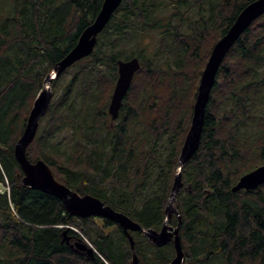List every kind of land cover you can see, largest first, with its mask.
Returning a JSON list of instances; mask_svg holds the SVG:
<instances>
[{
  "label": "trees",
  "instance_id": "16d2710c",
  "mask_svg": "<svg viewBox=\"0 0 264 264\" xmlns=\"http://www.w3.org/2000/svg\"><path fill=\"white\" fill-rule=\"evenodd\" d=\"M253 1L122 0L92 53L70 67L74 72L61 87L58 78L52 80L58 95L26 149L27 159L42 160L56 181L78 195L93 196L142 228L159 231L201 72L214 44ZM102 2L0 0V184L8 191L0 193V264L131 262L118 225L72 216L55 197L23 186L13 153L46 76L76 45ZM136 29L160 33L154 56L131 50ZM131 58L140 68L111 121L107 109L117 62ZM65 131L69 139L62 147L55 139ZM261 165L264 14L225 55L198 150L181 171L173 203L178 215L168 225L181 220L183 264H264V184L230 190ZM67 227L88 239L93 257L61 242ZM130 235L137 264H167L175 255L172 243L157 248L140 232ZM67 236L70 245L82 241L71 229Z\"/></svg>",
  "mask_w": 264,
  "mask_h": 264
},
{
  "label": "water",
  "instance_id": "95a60500",
  "mask_svg": "<svg viewBox=\"0 0 264 264\" xmlns=\"http://www.w3.org/2000/svg\"><path fill=\"white\" fill-rule=\"evenodd\" d=\"M122 0H103L101 8L94 21L81 33L76 45L62 58L53 68L49 75L46 76L43 87L33 101L29 111L24 130L14 146V158L19 165L23 174L21 183L23 186L58 199L64 206L65 210L72 216L79 218H88L95 216L109 220L118 225L126 235L132 251L130 264H137V257L134 253V241L130 232H140L155 247L160 248L172 243L175 255L167 264H183L184 254L182 251L179 227L181 220L175 227L168 225L173 214L177 211L173 205L176 194L182 187L181 171L184 165L197 152L205 110L209 101L211 91L214 87L216 75L219 67L230 48L239 39L241 34L261 15L264 14V0H255L248 4L236 17L233 24L227 32L214 44L211 49L208 60L201 72L195 102L192 109V117L189 129L183 140L178 163L174 172L173 181L164 209V221L161 229H144L127 216L104 205L99 199L90 195H78L65 185L59 183L53 177V174L42 160L30 162L26 157V149L35 138L39 120L46 114L51 99V82L60 77V75L71 67L75 62L88 57L95 47L96 37L109 22L114 11L120 6ZM140 64L137 58H131L126 61L117 62V80L108 105V115L111 121H114L121 106V103L130 87L134 74L139 70ZM264 184V165L258 166L252 171L239 177L238 181L231 187V192L240 190H252ZM67 229L61 233V242L75 247L77 250L85 253L87 257H93V249L83 240L77 241L73 245L68 242Z\"/></svg>",
  "mask_w": 264,
  "mask_h": 264
},
{
  "label": "rangeland",
  "instance_id": "374dc122",
  "mask_svg": "<svg viewBox=\"0 0 264 264\" xmlns=\"http://www.w3.org/2000/svg\"><path fill=\"white\" fill-rule=\"evenodd\" d=\"M168 9H172V6L170 5ZM167 11L168 10H166L165 12H167ZM136 31H137L138 37H137L136 41L134 42L135 44L133 45V47L131 48V50L134 51V52H136V53H138L141 56H147V57L154 56L155 48H156V45H157V40L159 38L160 33L153 32V31H150V30L141 31L139 29H136ZM73 72H74V69L73 68L71 69L69 67L68 69H66V71H64L60 75V77L58 78L59 79V84H58L59 87H61L71 77V75H72ZM57 95H58V92L56 93V91L54 93H52V99H51V101ZM44 122H45V120H43V117H42L39 120V125L40 126L38 125V129H41L42 128ZM68 139H69V133L65 131V132H62V133L58 134L55 140L58 141V143L62 147H65V145H67ZM5 181H6V179H5ZM0 193L1 194H3V193H6L7 194L8 193L7 188H6V184L5 185L4 184L3 185L0 184ZM70 228L73 229L72 231H74L75 233H77L81 238H84L86 241H88V239L86 237H84L81 234V232L76 227L75 228L74 227H70ZM88 243H89V241H88ZM151 250H153V249H151ZM168 254H170V252ZM148 256H150V255H148ZM215 264H223V263H222V260L220 259V261H217V263H215Z\"/></svg>",
  "mask_w": 264,
  "mask_h": 264
},
{
  "label": "built area",
  "instance_id": "2783aa9c",
  "mask_svg": "<svg viewBox=\"0 0 264 264\" xmlns=\"http://www.w3.org/2000/svg\"><path fill=\"white\" fill-rule=\"evenodd\" d=\"M69 229H71L70 227H69ZM71 230H73V229H71ZM88 245H90L89 243H88V241H86L84 238H82Z\"/></svg>",
  "mask_w": 264,
  "mask_h": 264
}]
</instances>
